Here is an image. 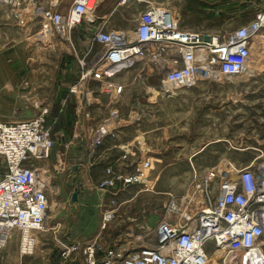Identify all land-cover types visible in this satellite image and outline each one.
I'll use <instances>...</instances> for the list:
<instances>
[{
    "label": "rangeland",
    "instance_id": "1",
    "mask_svg": "<svg viewBox=\"0 0 264 264\" xmlns=\"http://www.w3.org/2000/svg\"><path fill=\"white\" fill-rule=\"evenodd\" d=\"M73 1L26 0L19 7L0 4V120L16 122L45 113L46 126L54 140L50 158L39 163L49 179V201L44 228L35 234V256L18 257L19 237L15 234L0 249V264H82L79 250L63 256L62 243L83 246L97 241L125 254L144 245L154 246L159 223L169 221L185 226L186 215L194 217L204 206L201 193L193 188L208 171L222 170L224 178H234L235 170L242 167L264 169L263 58L248 63L247 75L174 89V123L178 127L174 128V144L148 140L140 131V121L144 127L160 125L155 105L169 104L172 99L160 94L161 75L142 63L118 76L126 83L119 104L120 125L124 139L134 140L132 166L142 157L149 159L150 177L143 184L113 195L99 190L101 177L92 175L89 162L83 161L85 165L80 167L78 164L82 163L80 154L85 151L83 145L91 127L107 112L109 98L97 83L90 82L88 88L94 91L88 96L91 115L85 117L82 107L87 101L81 94V85L76 94L69 92L79 83V61L87 64L93 52L99 51L98 45L91 44L95 30L83 23V30L74 27L67 34L54 35L48 43L41 44L36 39L42 9L65 12ZM144 1L119 4V0H107L98 6L97 15L100 10L111 9L108 25L128 31L136 25L147 2L174 10V0ZM208 1L201 0V4L208 5ZM215 2L224 8H237V14H231L233 9L223 10L220 15H191L187 8H192V0H175L182 26L229 31L250 21L256 9H264V0ZM245 11H249L247 15ZM187 122L196 132L189 139L178 134ZM209 140L213 142L207 145ZM184 145L188 152H182ZM190 152L196 154L190 156ZM73 165L77 170L72 169ZM4 169L5 162L0 157V175ZM174 203L179 207L176 210ZM108 208L114 214L105 221L103 214ZM260 249L264 253V244ZM210 263L225 261L221 255L215 258L212 254ZM259 264H264V257Z\"/></svg>",
    "mask_w": 264,
    "mask_h": 264
},
{
    "label": "built area",
    "instance_id": "2",
    "mask_svg": "<svg viewBox=\"0 0 264 264\" xmlns=\"http://www.w3.org/2000/svg\"><path fill=\"white\" fill-rule=\"evenodd\" d=\"M103 1L74 0L65 12L42 9L37 41L45 44L54 35H64L66 30L83 23H97L100 20L97 8ZM133 1L145 2L119 0V4ZM25 2L0 0V4L11 7ZM91 44L98 45L99 51L93 52L87 64L79 61L81 84L69 89L76 94L81 85V94L87 101L82 107L85 117L91 115L88 107L92 102L88 96L94 91L88 88L90 82L97 83L109 98L105 117L91 127L83 145L89 157H93L106 138L116 136L121 127L119 104L126 90V83L118 80L122 72L142 63L151 66L161 75V96H174V89L190 88L198 82L241 76L249 62L264 59V10L233 30L189 31L180 26L170 8L147 2L133 29H97ZM53 145L45 113L16 122L0 120V157L5 162L0 175V249L16 234L20 253L34 252L35 234L44 228L49 201V179L39 163L50 158ZM122 163L128 164L122 169ZM132 165L128 152L122 153L116 164L105 168L98 189L113 195L149 179L152 167L149 159L142 157L137 165ZM223 172L208 171L193 188L201 193L204 206L196 216H186L185 226L169 221L157 225L154 246L144 245L125 254L97 241L83 246L62 243L63 256L69 257L79 250L82 264H209L212 254L213 257L238 254L263 246L264 169L242 167L235 170L234 178H224ZM177 208L174 203V210ZM113 214L112 208L106 209L104 220Z\"/></svg>",
    "mask_w": 264,
    "mask_h": 264
},
{
    "label": "crops",
    "instance_id": "3",
    "mask_svg": "<svg viewBox=\"0 0 264 264\" xmlns=\"http://www.w3.org/2000/svg\"><path fill=\"white\" fill-rule=\"evenodd\" d=\"M107 0H104L103 2H105ZM193 1V6L192 8H187V14H191V15H199V16H205L211 13L214 14H218L220 15L221 12H223V10H233L231 14L236 15L237 13H234L237 11V8H224L221 7L220 3L215 2V0H209L208 1V5H204L203 2L201 4V0H192ZM206 1V0H205ZM157 4V3H156ZM234 4V3H233ZM236 4V2H235ZM160 5H164V4H160ZM179 4L175 5V0H174V10L170 7L172 11H174V14H176L178 20H179V24L182 28L189 30V31H199L196 28H193L192 26L187 25V27L182 26L181 23V18L179 16V14H181V12L178 14L176 10H179L180 7H178ZM173 7V5H171ZM264 9H256L253 13V16L258 12V11H263ZM251 11V10H250ZM249 11H245L243 12L245 15H247ZM112 10H100L99 11V18L101 20H98L97 23L90 25L93 29V31L100 29V28H112L108 25V22L106 21L107 18L109 16H112ZM108 15V16H106ZM242 15V14H241ZM106 16V17H105ZM81 30H83V26ZM79 27V28H80ZM239 26H236L230 30L236 29ZM88 30V28L86 29ZM200 30H205V29H200ZM208 31V30H207ZM92 32V31H91ZM90 32V33H91ZM86 34V33H85ZM85 34H81V35H85ZM89 33H87L88 35ZM171 102L169 104H161V105H155V111H158V115L155 116L156 118H158V120H160V125L158 124L157 126H155V128L151 127V126H143L142 121H140V131L142 133V136H144L146 139H151L154 138V140H158V143H169V144H174V134H175V129L174 128H178L176 126V124L174 123V96H171ZM108 110V109H107ZM106 115V114H105ZM105 117V116H104ZM103 117V118H104ZM142 119V118H141ZM140 119V120H141ZM101 121V120H100ZM99 121V122H100ZM98 122V123H99ZM147 122V121H145ZM187 125L185 127L181 126V132H178V134L180 136L186 137V139H189L190 137H193L195 135L196 132H194V126L190 123L187 122ZM122 127H120L121 129ZM118 130L116 136L114 137H108L106 138L104 144L96 151V153L93 155V157H89L88 155H86L85 153H81L80 154V158L83 159L82 163L78 164V166H82L85 165V163L83 161H88L89 164L91 165V171H92V175H97V178L100 176L102 177L105 171V168L109 165H114L116 164L117 161H119L120 156L122 153L124 152H128V157L129 160H132V152H133V143L134 140H129V139H124L125 137L122 135V129ZM203 131L199 132L200 135H203ZM145 139V140H146ZM188 141V140H187ZM213 142V140H209L206 142V144H211ZM182 152L185 151H189L188 147L185 148V145L182 146ZM190 156L195 155V152H190ZM73 155V154H72ZM78 156V155H77ZM89 159V160H88ZM126 164L128 163H122V169L123 166H127ZM72 169L75 171L77 170V166L73 165ZM124 169H127V167H124ZM132 168H128L127 170H131ZM19 254V255H18ZM11 257H14V254L11 253L10 254ZM18 257L22 258H34L35 256V249L34 252L32 254L29 255H23L20 253L19 251V245H18V252H17ZM1 257H4L3 255H1ZM17 257V256H16Z\"/></svg>",
    "mask_w": 264,
    "mask_h": 264
},
{
    "label": "bare ground",
    "instance_id": "4",
    "mask_svg": "<svg viewBox=\"0 0 264 264\" xmlns=\"http://www.w3.org/2000/svg\"><path fill=\"white\" fill-rule=\"evenodd\" d=\"M68 33V30H66V33ZM244 73L247 75L249 74V70L246 67ZM244 74V75H245ZM188 216V215H186ZM215 254H217V252H215ZM219 256V255H217ZM217 256H214L215 258H217ZM264 257V253L263 251L260 249V247H256L251 249L250 251H245V252H240L238 254H233L231 256V253L229 254H225L222 256L223 261H225V264H230L233 263L234 261H236L239 264H259L260 261H262V258ZM235 262V264H236ZM213 264V263H210Z\"/></svg>",
    "mask_w": 264,
    "mask_h": 264
},
{
    "label": "water",
    "instance_id": "5",
    "mask_svg": "<svg viewBox=\"0 0 264 264\" xmlns=\"http://www.w3.org/2000/svg\"><path fill=\"white\" fill-rule=\"evenodd\" d=\"M74 199H76V195H74V197H73Z\"/></svg>",
    "mask_w": 264,
    "mask_h": 264
}]
</instances>
